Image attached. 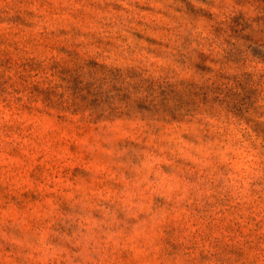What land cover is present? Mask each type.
<instances>
[{
    "label": "rangeland",
    "instance_id": "obj_1",
    "mask_svg": "<svg viewBox=\"0 0 264 264\" xmlns=\"http://www.w3.org/2000/svg\"><path fill=\"white\" fill-rule=\"evenodd\" d=\"M0 264H264V0H0Z\"/></svg>",
    "mask_w": 264,
    "mask_h": 264
}]
</instances>
